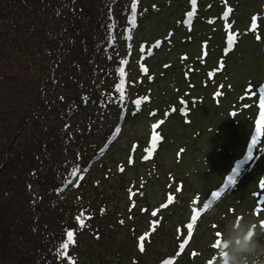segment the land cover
<instances>
[{
  "label": "trees",
  "instance_id": "obj_1",
  "mask_svg": "<svg viewBox=\"0 0 264 264\" xmlns=\"http://www.w3.org/2000/svg\"><path fill=\"white\" fill-rule=\"evenodd\" d=\"M132 3L0 0V264H87L94 258L102 264L108 256L102 251L111 247L116 257L119 250L123 253L120 264L124 257L131 264H152L154 244L149 239H161L153 224L164 220L163 211L172 203L151 210L149 204L147 215L143 208V215L129 214L132 219L141 216L144 224H121L113 212L108 214L106 204L94 203L87 194L89 173L109 154L123 122L147 118L149 59L163 41L136 43L135 29L150 17L149 2L144 6L138 0L134 27ZM122 60L127 61L123 99L117 91ZM258 121L252 153L260 134ZM141 138V145L136 142L128 150L130 158L139 150L141 158L149 154V143ZM250 160L249 154L238 160L221 190L233 186L229 180ZM169 190L173 196L175 191ZM204 205L181 228L187 231L195 217L191 238L189 231L182 241L177 237L171 256L188 250ZM120 229L124 233L118 236ZM69 231L74 233L72 243Z\"/></svg>",
  "mask_w": 264,
  "mask_h": 264
},
{
  "label": "rangeland",
  "instance_id": "obj_2",
  "mask_svg": "<svg viewBox=\"0 0 264 264\" xmlns=\"http://www.w3.org/2000/svg\"><path fill=\"white\" fill-rule=\"evenodd\" d=\"M145 1L150 17L135 29V41L139 46L163 41L149 59L147 118L123 122L117 142L89 173L87 194L94 203L106 204L121 224L136 225L145 222L129 214H150L149 204L150 210L160 208L174 190L173 205L155 226L161 239H149L154 244L150 261L217 264L219 234L230 221L242 216L264 227V134L258 135L251 160L237 171L233 186L221 190L238 160L249 154L260 116L258 97L249 89L264 91V0H196L195 6L191 0H142L144 6ZM161 120L156 130L161 140L150 158H141V150L130 158L128 150L141 145V137L150 146L152 125ZM212 200L196 222L188 250L171 256L175 241L188 231H181L185 222ZM120 230L118 236L124 233ZM111 249L102 251L108 254L102 264H120L123 253L116 257ZM122 261L131 264L125 257Z\"/></svg>",
  "mask_w": 264,
  "mask_h": 264
},
{
  "label": "clouds",
  "instance_id": "obj_3",
  "mask_svg": "<svg viewBox=\"0 0 264 264\" xmlns=\"http://www.w3.org/2000/svg\"><path fill=\"white\" fill-rule=\"evenodd\" d=\"M217 264H264V227L242 216L219 234Z\"/></svg>",
  "mask_w": 264,
  "mask_h": 264
},
{
  "label": "snow or ice",
  "instance_id": "obj_4",
  "mask_svg": "<svg viewBox=\"0 0 264 264\" xmlns=\"http://www.w3.org/2000/svg\"><path fill=\"white\" fill-rule=\"evenodd\" d=\"M193 6H195V3H196V0H191ZM137 3H138V0H133V3H132V16L130 18V23L133 25V27L135 26V20H136V6H137ZM231 12V9H228L226 12H225V15L227 16L229 13ZM194 15L193 12H190L188 13V16L189 17H192ZM189 23H190V20H189ZM259 39V37H257ZM235 42V35L233 36H230L229 37V51L231 50V47H232V44ZM157 47L159 46V42H157ZM127 64V61L126 60H122L121 61V67L118 69V72H119V75L121 77V84L117 86V91H119L121 93V99L124 98L123 96V83H124V76L126 75L125 71H124V68H123V65ZM220 68L222 69L223 68V64L220 65ZM143 72L147 73V68H144L142 67L141 69ZM219 70V69H218ZM258 87V86H257ZM255 93V95L258 97V101H259V108H260V120L258 121V133H261V134H264V91H257L256 88H250L249 89V94H253ZM143 100H146L147 98H141ZM141 99H138L135 101L136 105L139 107L140 103H141ZM164 121H159L157 122L156 124H153L152 125V129H153V134H152V138H151V142H150V148L147 149L146 151H148L149 153V156L145 157L146 159L147 158H150V155H151V152L155 150L157 144L159 143V141L161 140V137L160 135L157 133V129L160 127L161 124H163ZM119 131V130H117ZM253 144L256 145V142L253 141ZM135 147V146H134ZM253 155L252 151L250 150L249 151V157H251ZM131 163V160L129 161ZM123 170V169H121ZM82 178V177H81ZM229 183H235V180L234 179H230L229 180ZM261 187L264 188V183L261 184ZM177 191H179V189H177ZM221 195L220 192H217L214 194V197L218 198L219 196ZM173 199L174 197L172 196H169L168 198V203H172L173 202ZM168 204H163L161 205V207H167ZM208 208V205L205 204L204 205V209L207 210ZM156 215V212L154 211L153 212V216ZM197 215H199V213H197ZM81 227L84 226V223H83V219L81 217H77ZM158 223V221H154V224H153V227L155 228V224ZM195 224V217L193 218V221L192 223H190L187 227H188V231H189V236L188 238L190 239L191 238V230L193 228ZM67 237H68V241L70 243L74 242V233L69 231L67 233ZM145 240V237L142 236L140 238V250L143 251L144 250V247H143V242ZM187 241H185L186 243ZM68 247V244H64L63 245V248L66 250ZM183 247L184 245L182 244L181 245V250H183Z\"/></svg>",
  "mask_w": 264,
  "mask_h": 264
}]
</instances>
